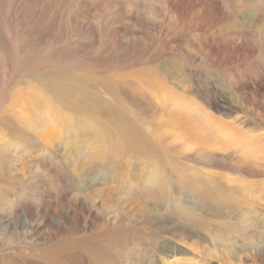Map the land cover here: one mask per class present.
I'll return each mask as SVG.
<instances>
[{
  "label": "rangeland",
  "instance_id": "obj_1",
  "mask_svg": "<svg viewBox=\"0 0 264 264\" xmlns=\"http://www.w3.org/2000/svg\"><path fill=\"white\" fill-rule=\"evenodd\" d=\"M0 264H264V0H0Z\"/></svg>",
  "mask_w": 264,
  "mask_h": 264
},
{
  "label": "bare ground",
  "instance_id": "obj_2",
  "mask_svg": "<svg viewBox=\"0 0 264 264\" xmlns=\"http://www.w3.org/2000/svg\"><path fill=\"white\" fill-rule=\"evenodd\" d=\"M60 97V96H58ZM54 101H57L58 98L53 96L52 97ZM73 106L76 107H80L81 109H83L85 111V113L87 114V116L89 117L90 120H106V122L108 123V125H112L114 127H117V133L115 136V139L110 143V145L107 148V151L101 150V152L103 153V161L100 163H93L92 161H90L89 163V167L88 170L92 169V172L97 171L101 165H106L108 168L112 167L114 163H116L117 161L121 160L119 158V156H123L124 154H128L129 156L131 155H137L139 151H140V147H139V143L141 144V140L145 138V140L147 139L145 134L142 133L140 131V129L137 127V125H135V123L130 122L128 120V118L126 117V115H124V113H116V112H112L111 113V118L109 119L110 115L108 117L105 116V114L103 113L102 109H101V103L100 101H98L97 99H93L91 102L87 103L85 102V104L82 103V101H79L78 103L73 104ZM106 117V119H105ZM74 121L72 120H67L65 123L69 124L71 126H73ZM26 138V136L24 137ZM28 138V137H27ZM19 142L23 139V136L21 135V137H18ZM30 141V140H29ZM31 142V141H30ZM29 144V143H28ZM31 144V143H30ZM24 145V144H23ZM20 145H18L19 147ZM25 146V145H24ZM28 147V145H27ZM146 147H150V146H146ZM21 148V146H20ZM165 149V148H164ZM133 151L135 152L133 154ZM166 151V150H165ZM161 154L164 155L165 153L161 150ZM144 153V152H143ZM145 154V153H144ZM46 156V155H45ZM128 157V156H127ZM58 159V158H57ZM148 159V158H147ZM60 160V159H59ZM72 160H74L72 158ZM71 160V161H72ZM131 160V159H130ZM129 160V161H130ZM127 161V160H124ZM55 162V161H54ZM57 162V160H56ZM123 162V160L121 161V163ZM51 163V162H50ZM109 165V166H108ZM122 165V164H121ZM55 166V165H54ZM120 166V165H119ZM83 168V167H81ZM4 170V168H3ZM76 170V169H75ZM145 177L143 181H141V185H143L144 187L149 186L152 188L151 184H154V180L156 178L155 173L153 172V170L151 169V167H149L148 171L146 173H144ZM86 176V173L84 171H80L79 173H76L75 171V177L77 179V185H80V181L81 178H84ZM74 180V179H73ZM75 182V181H74ZM82 182V181H81ZM83 184V183H82ZM83 186V185H82ZM124 186V185H123ZM126 187V186H124ZM77 188V187H76ZM80 188H82L80 186ZM78 188L77 192H79L81 189ZM84 188V187H83ZM127 189H131L133 190L131 187H126ZM154 189V188H153ZM110 190V189H109ZM158 191L155 192L154 194V198H161L163 197L162 195V191L160 189H157ZM82 191V190H81ZM135 191V190H134ZM107 193V192H105ZM105 193H94L93 194V198L92 196H90V200L88 203H93L96 200H98L99 198L101 199V204L102 207L105 209V211H111L114 210L113 206H112V201L114 200V196L115 194L113 192H109L108 194ZM148 193V192H147ZM148 195H150V192L148 193ZM75 197V196H74ZM85 199H89L85 198ZM204 200V199H203ZM113 208V209H112ZM141 210V209H140ZM214 210V209H213ZM217 210V209H216ZM114 212V211H113ZM143 214H145V212H142ZM107 214V213H106ZM116 214H119L118 211L116 212ZM148 215V214H145ZM148 216H146L147 218ZM119 218V217H118ZM117 218V219H118ZM116 220V219H115ZM101 221V220H99ZM98 221V222H99ZM117 221V220H116ZM203 223V222H202ZM103 224V223H102ZM195 226H197L195 224ZM197 228V227H196ZM201 228V227H200ZM199 229V228H198ZM200 230V229H199ZM105 231V230H104ZM106 232V231H105ZM116 232V231H115ZM103 233V232H102ZM114 232H112L113 234ZM92 234V233H91ZM101 234V232L99 233V235ZM111 234V235H112ZM116 234V233H115ZM97 235V234H96ZM102 235V234H101ZM112 237V236H111ZM86 238H89L86 237ZM91 238V237H90ZM100 238V237H98ZM94 239V238H93ZM112 239V238H111ZM11 240V239H10ZM222 240V239H221ZM91 241V240H90ZM95 241V240H94ZM97 244V243H96ZM5 245V244H4ZM95 245V243H94ZM98 245V244H97ZM103 246V245H102ZM9 249V248H8ZM7 249V250H8ZM89 251V249H88ZM90 252V251H89ZM88 254V253H87Z\"/></svg>",
  "mask_w": 264,
  "mask_h": 264
}]
</instances>
